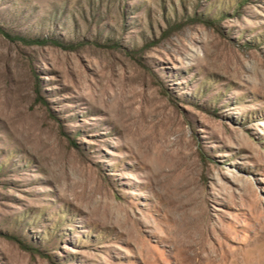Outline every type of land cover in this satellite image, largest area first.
Listing matches in <instances>:
<instances>
[{
	"label": "rangeland",
	"instance_id": "obj_1",
	"mask_svg": "<svg viewBox=\"0 0 264 264\" xmlns=\"http://www.w3.org/2000/svg\"><path fill=\"white\" fill-rule=\"evenodd\" d=\"M0 27L46 39L0 33V264H264V0H0Z\"/></svg>",
	"mask_w": 264,
	"mask_h": 264
},
{
	"label": "trees",
	"instance_id": "obj_2",
	"mask_svg": "<svg viewBox=\"0 0 264 264\" xmlns=\"http://www.w3.org/2000/svg\"><path fill=\"white\" fill-rule=\"evenodd\" d=\"M0 33H2L5 37H7L11 40L19 39V40L24 41V42L32 41V42H37V43H41L43 41H46V39H43V38H28V37H24V36H20V35H16V34H11L9 31H6L2 27H0ZM53 41H54L53 43L61 44L57 40H53Z\"/></svg>",
	"mask_w": 264,
	"mask_h": 264
}]
</instances>
